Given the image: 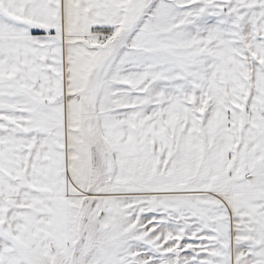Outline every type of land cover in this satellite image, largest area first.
I'll return each mask as SVG.
<instances>
[{
    "label": "snow or ice",
    "instance_id": "snow-or-ice-1",
    "mask_svg": "<svg viewBox=\"0 0 264 264\" xmlns=\"http://www.w3.org/2000/svg\"><path fill=\"white\" fill-rule=\"evenodd\" d=\"M0 264H264V0H0Z\"/></svg>",
    "mask_w": 264,
    "mask_h": 264
}]
</instances>
